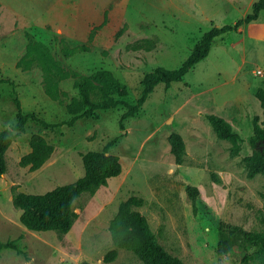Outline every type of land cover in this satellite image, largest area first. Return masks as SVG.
I'll return each mask as SVG.
<instances>
[{"label":"rangeland","instance_id":"1","mask_svg":"<svg viewBox=\"0 0 264 264\" xmlns=\"http://www.w3.org/2000/svg\"><path fill=\"white\" fill-rule=\"evenodd\" d=\"M246 1L226 13L222 0H0V130L15 122L14 98L22 112L54 125L43 127L28 119L4 153L0 243L12 247L0 248V264H142L123 248H116L111 262L102 261L113 248L109 221L129 196L141 199L133 209L145 218L157 244L182 264L254 262H243L235 248L216 253L220 223L264 233V175L246 177L243 160L251 152L247 138L252 120L262 118L254 92L264 78V43L250 38L249 26L243 34L231 30L214 37L206 56L180 80L167 87L157 83L137 112L123 119L125 108L119 105L68 126L63 104L44 94L40 70L15 65L27 41L37 40L68 70L85 75L109 70L125 85L127 102L134 103L144 73L156 66L177 68L204 31L248 13ZM104 12L105 23L87 42L89 29ZM81 43L88 51L62 55L63 44ZM59 87L67 98L76 95L72 78ZM206 114L231 125L239 136L236 154H230L229 141L215 135ZM172 132L184 146L179 164L169 151ZM34 133L53 151L30 171L18 160ZM104 148L118 157L120 173L92 195L74 200L76 216L67 232L30 231L19 223L13 193H44L73 182L83 174L80 154ZM253 250L247 247L245 253Z\"/></svg>","mask_w":264,"mask_h":264},{"label":"trees","instance_id":"2","mask_svg":"<svg viewBox=\"0 0 264 264\" xmlns=\"http://www.w3.org/2000/svg\"><path fill=\"white\" fill-rule=\"evenodd\" d=\"M260 11H264V0L253 1L250 11L232 24L211 26L204 31L177 68L166 69L156 66L144 73L140 79L141 89L134 103L127 102L125 85L117 80L109 70L97 69L89 75L68 70L51 54L44 43L37 40L27 41L24 52L15 65L21 70L30 69L32 66L40 70L44 94L51 100L63 104L69 115V118L65 120L66 125H71L78 118H96L97 110L112 109L119 105L125 108L121 114V119H123L137 112L157 83L161 82L167 87L172 81L180 80L196 62L206 56L214 37L227 31H235L242 24L255 20ZM104 23L105 12L101 22L89 29L87 42L92 40L95 31ZM60 50L62 55L67 57L77 52L88 51V46L85 43L73 46L63 44ZM67 78H72V87L76 90V95L69 98H67V93L59 87V82ZM262 84L254 92L261 108L262 118L260 122H257L256 117L252 120V133L247 138L251 152L243 159L245 174L248 178L256 174L264 175V78ZM14 103L15 122L0 130V175L6 170L4 159L6 149L15 133L24 129V124L28 119L37 121L43 127L54 126L37 118L33 113L22 112L17 98H14ZM205 118L218 138L231 143L230 154H236L239 136L233 131L231 125L214 114H206ZM167 140L174 162L181 163L184 146L180 136L172 132ZM28 147L29 150L20 156L18 164L27 167L30 171L38 169L53 151V146L38 133L30 135ZM80 157L83 174L73 182L56 186L44 193L15 192L12 194V203L20 210L18 221L23 227L37 232L49 230L67 232L76 216L73 211L74 200L84 193L92 195L100 186L105 185L108 178L120 173L121 166L118 157L107 153L105 148L102 151H86L81 153ZM187 188L195 193L193 188ZM141 204V199L135 196H129L119 203L108 225L113 248L105 252L102 261L111 262L117 254L116 248H123L134 253L142 264H182L177 257L168 254L157 244L145 218L133 209ZM2 247H12V244L10 242L0 243V248ZM247 247H253L254 250L246 254ZM234 248L242 253L243 262L252 260L254 262L249 264H264L263 232L245 231L237 226L220 223L217 230L216 253L218 255L231 253Z\"/></svg>","mask_w":264,"mask_h":264},{"label":"crops","instance_id":"3","mask_svg":"<svg viewBox=\"0 0 264 264\" xmlns=\"http://www.w3.org/2000/svg\"><path fill=\"white\" fill-rule=\"evenodd\" d=\"M252 1L253 0H247L246 1V4L244 6V9H245L244 11H246V9L248 7H250ZM243 2H245V0ZM243 2H240L239 0H222V3H221L222 4V10H223V12H226V13L233 12L234 10L237 9V6H239V4L243 3ZM261 12L262 11H260L258 13L255 20H252L248 23L242 24L240 27L237 28V30H235V32L238 34H243L244 30L249 26L250 27L249 28L250 38L254 41H260V42L264 43V15L260 19V13ZM240 40H241V42H243L242 39H240Z\"/></svg>","mask_w":264,"mask_h":264},{"label":"built area","instance_id":"4","mask_svg":"<svg viewBox=\"0 0 264 264\" xmlns=\"http://www.w3.org/2000/svg\"><path fill=\"white\" fill-rule=\"evenodd\" d=\"M256 72H257V73H260V70H257Z\"/></svg>","mask_w":264,"mask_h":264}]
</instances>
